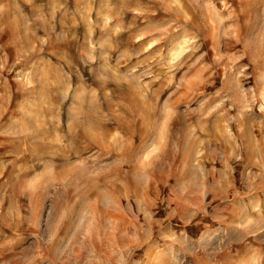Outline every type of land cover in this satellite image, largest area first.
Here are the masks:
<instances>
[{
	"label": "rangeland",
	"instance_id": "1",
	"mask_svg": "<svg viewBox=\"0 0 264 264\" xmlns=\"http://www.w3.org/2000/svg\"><path fill=\"white\" fill-rule=\"evenodd\" d=\"M263 93L264 0H0V264H264Z\"/></svg>",
	"mask_w": 264,
	"mask_h": 264
},
{
	"label": "bare ground",
	"instance_id": "2",
	"mask_svg": "<svg viewBox=\"0 0 264 264\" xmlns=\"http://www.w3.org/2000/svg\"><path fill=\"white\" fill-rule=\"evenodd\" d=\"M184 41H185V40H184ZM181 43H182V42H181ZM186 44H187V43H186ZM186 44H185V45H186ZM180 46H181V48H183L182 44H181ZM177 47H179V45L176 46L175 49H177ZM184 47H185V46H184ZM184 49H185V48H184ZM182 50H183V49H182ZM181 52H182V51H180V53H181ZM175 53H176V52H175ZM182 53H183V52H182ZM136 94H137V93H136ZM263 94H264V93H263ZM91 127H92V126H91ZM92 136H93V135H92ZM92 138H93V137H92ZM94 139H95V138H94ZM130 146H132V145L130 144ZM128 151H129V150H128Z\"/></svg>",
	"mask_w": 264,
	"mask_h": 264
}]
</instances>
